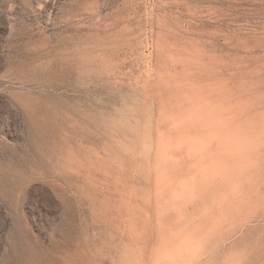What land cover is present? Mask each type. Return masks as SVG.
<instances>
[{
	"label": "rangeland",
	"instance_id": "obj_1",
	"mask_svg": "<svg viewBox=\"0 0 264 264\" xmlns=\"http://www.w3.org/2000/svg\"><path fill=\"white\" fill-rule=\"evenodd\" d=\"M104 31L120 37V82L88 87L91 141L74 151L100 189L84 264H264V219L239 229L237 207L264 192V0H0V163L38 155L14 100L27 44ZM1 188L0 264L19 214L60 238L47 186L16 191L18 214Z\"/></svg>",
	"mask_w": 264,
	"mask_h": 264
},
{
	"label": "bare ground",
	"instance_id": "obj_2",
	"mask_svg": "<svg viewBox=\"0 0 264 264\" xmlns=\"http://www.w3.org/2000/svg\"><path fill=\"white\" fill-rule=\"evenodd\" d=\"M119 38L114 40L113 32L104 31L55 44L45 41L27 44L28 54L17 66V82L22 90L14 94V100L24 114L31 145L38 155L13 170L0 163V185L3 196L14 203L12 210L18 214V203L14 201L16 191L41 181L58 198L68 221L58 231L59 239L51 236L44 241L18 220L21 218L24 222L25 218L17 215L12 253L3 264H84L93 252L97 258V250L90 246L88 215L83 207L99 187L91 183L85 160L78 159L74 151L85 157L91 141L90 125L94 116L87 98L88 87L92 84L108 87L120 82ZM60 88L81 91L77 90L79 94L73 96L46 92ZM262 193L254 198L253 211L249 210L250 202L238 203L237 207L242 209L238 212L242 221L239 229L264 219Z\"/></svg>",
	"mask_w": 264,
	"mask_h": 264
}]
</instances>
